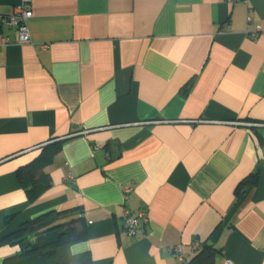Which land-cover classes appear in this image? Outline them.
<instances>
[{
    "label": "crops",
    "instance_id": "obj_1",
    "mask_svg": "<svg viewBox=\"0 0 264 264\" xmlns=\"http://www.w3.org/2000/svg\"><path fill=\"white\" fill-rule=\"evenodd\" d=\"M29 2V42L2 28L0 236L78 209L88 238L70 252L90 264H190L204 243L213 264H264V0ZM56 142L30 199L16 171ZM125 208L147 214L133 237ZM19 250L0 264L44 263Z\"/></svg>",
    "mask_w": 264,
    "mask_h": 264
},
{
    "label": "trees",
    "instance_id": "obj_2",
    "mask_svg": "<svg viewBox=\"0 0 264 264\" xmlns=\"http://www.w3.org/2000/svg\"><path fill=\"white\" fill-rule=\"evenodd\" d=\"M60 144L47 145L30 163L16 171L20 186L27 192L30 199L37 198L50 183L45 167L52 158L53 150ZM259 167L243 178L235 189L236 197L241 190L255 187L259 180ZM88 238L84 218L78 209L64 211L52 210L26 221L18 228L4 236H0V246H19L14 258H25L32 255L42 257L43 264H90L88 253L72 254L73 244ZM214 247L204 243L202 250L191 259L190 264H213Z\"/></svg>",
    "mask_w": 264,
    "mask_h": 264
},
{
    "label": "built area",
    "instance_id": "obj_3",
    "mask_svg": "<svg viewBox=\"0 0 264 264\" xmlns=\"http://www.w3.org/2000/svg\"><path fill=\"white\" fill-rule=\"evenodd\" d=\"M244 1V0H229V2ZM32 17V10L29 0H23L20 4L13 7L12 11L8 14L0 12V48L7 46L10 43V39L7 35L2 34V28L6 27L15 31L17 40L19 42H29L30 41V31L28 27V20ZM253 33V35H255ZM94 149H98L95 146ZM131 188L125 189L126 193H129ZM148 220L145 211H139L134 214L125 208L121 215L122 229L126 236L133 237L141 233V223H146ZM193 251H198L201 248V243L197 240L193 241L191 244ZM172 254L177 259L183 260L185 254L180 250L178 246L172 249ZM230 264V262H227Z\"/></svg>",
    "mask_w": 264,
    "mask_h": 264
}]
</instances>
